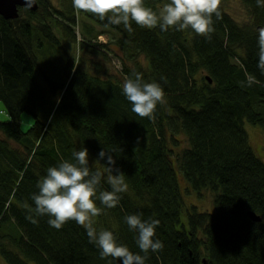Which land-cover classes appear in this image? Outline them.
Here are the masks:
<instances>
[{
	"label": "trees",
	"instance_id": "1",
	"mask_svg": "<svg viewBox=\"0 0 264 264\" xmlns=\"http://www.w3.org/2000/svg\"><path fill=\"white\" fill-rule=\"evenodd\" d=\"M36 1L37 11L0 16V102L8 116V128L0 121V262L121 264L101 259L75 221L55 229L48 216L26 218L24 204L34 207L39 179L83 146L93 170H103L94 165L100 151L111 152L128 184L115 208L96 201L98 231H112L136 253L125 215L159 220L154 239L163 248L150 251L145 264H264V162L244 128L248 122L264 131V74L257 67L264 7L239 0L248 16L239 23L227 12L231 0H221V19L213 16L212 31L200 36L135 22L128 31L77 11L72 0H60V7ZM167 2L144 0L154 10ZM245 71L259 83L247 86ZM133 72L164 90L151 119L132 112L122 93ZM24 114L32 119L26 129ZM85 128L93 138L83 135ZM45 135L52 146L43 147ZM180 136L186 145L176 155ZM174 160L191 191L214 195L213 212L186 209ZM106 175L97 194L111 190Z\"/></svg>",
	"mask_w": 264,
	"mask_h": 264
},
{
	"label": "clouds",
	"instance_id": "2",
	"mask_svg": "<svg viewBox=\"0 0 264 264\" xmlns=\"http://www.w3.org/2000/svg\"><path fill=\"white\" fill-rule=\"evenodd\" d=\"M26 8L34 6L33 0H25ZM74 9L91 13L111 25H123L131 31V22L143 28L159 27L162 32L169 30H191L200 36H208L212 31L213 16L221 19V0H168L154 10L145 6L144 0H72ZM258 7H264V0H257ZM257 67L264 74V27L257 30ZM247 86L259 83L255 76L245 71ZM244 86V81L241 82ZM122 93L131 104V110L141 118H153L159 103L163 102L164 90L158 82H145L143 75L133 72L125 77ZM105 161L101 164V161ZM90 166L89 152L81 146L72 151L71 160L61 159L58 165L49 167L42 176L33 193L30 206L24 204L29 215L26 217L35 223V217L48 216L50 227L60 229L69 221H75L86 229L89 242L94 244L101 259L112 258L121 264H145L149 252H158L163 248L160 240L154 239L159 220L142 218V214L125 215L124 221L129 230L136 233L135 243L139 252L134 253L130 248L119 242L114 233L108 229L94 226L93 218L100 214L97 207L99 200L104 208H115L120 201V194L128 189L126 175L117 168L116 160L111 152L105 149L98 154V159ZM109 190L99 191L101 181L105 179ZM140 253H143L141 255Z\"/></svg>",
	"mask_w": 264,
	"mask_h": 264
},
{
	"label": "rangeland",
	"instance_id": "3",
	"mask_svg": "<svg viewBox=\"0 0 264 264\" xmlns=\"http://www.w3.org/2000/svg\"><path fill=\"white\" fill-rule=\"evenodd\" d=\"M52 3L54 4L55 7H60L61 2L60 0H51ZM227 12L233 17L237 22L239 23H245L246 20L248 21V16L246 14V10H244L241 2L239 0H231L230 3L226 7ZM100 31H103L100 29ZM107 35V34H106ZM101 40V41H100ZM99 42L100 43H106L107 37L101 36ZM114 65L119 69L120 68V63L115 61ZM4 106L0 102V121L3 123L4 128H8L6 125L7 120V114L4 112ZM32 124V119L29 118L26 114L23 115L22 117V126L23 129H26L28 125ZM245 131L248 135L249 139V144L250 147L252 148L254 154L264 162V131L261 127L257 125H251L248 122H245L244 124ZM94 131L90 128H85L83 130V135L86 138H93L94 137ZM179 139L183 142L181 147H179L176 150V155L180 154V151L185 147V140L183 136H180ZM183 139V140H182ZM53 142L52 139L48 136L45 135L43 140H42V145L43 147H50L52 146ZM174 168L177 174V179H178V186L180 193L182 195L183 201L185 203L186 209H192V207H196V210L199 213H204V212H213L214 210V195L210 192L204 191L201 193V195L197 194L194 191H191L188 188V185L185 181V178L183 177V174L181 170L179 169V164L175 162L174 160ZM182 222L186 224L187 227V214H183L182 216ZM93 222H96V218H93ZM1 257V256H0ZM3 261V264H6V262L1 258ZM0 264H2L0 262ZM28 264H34L33 262H29Z\"/></svg>",
	"mask_w": 264,
	"mask_h": 264
},
{
	"label": "water",
	"instance_id": "4",
	"mask_svg": "<svg viewBox=\"0 0 264 264\" xmlns=\"http://www.w3.org/2000/svg\"><path fill=\"white\" fill-rule=\"evenodd\" d=\"M34 6L31 8H26L25 0H0V16L5 20H14L19 17L20 9L26 8L30 11L38 10V3L36 0H33ZM209 83H212L210 78H208ZM249 218L256 223H261L262 219L256 213L249 212ZM203 264H208L206 261H203Z\"/></svg>",
	"mask_w": 264,
	"mask_h": 264
}]
</instances>
